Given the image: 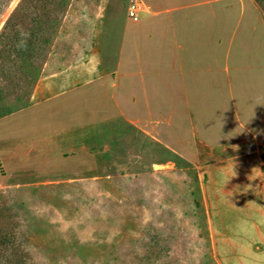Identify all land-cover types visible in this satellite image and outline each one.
<instances>
[{"label": "rangeland", "instance_id": "rangeland-1", "mask_svg": "<svg viewBox=\"0 0 264 264\" xmlns=\"http://www.w3.org/2000/svg\"><path fill=\"white\" fill-rule=\"evenodd\" d=\"M127 3L10 0L0 13L1 33L15 12L14 25L0 37V264L4 256L8 264H245L251 259L235 257L230 246L239 233L251 231V225L239 223L264 219L263 204L252 208L259 199L249 197L250 208L221 201L219 208L207 209V175L126 123L114 118L88 125L68 119V113L58 123L41 118L38 107L25 110L40 77L90 49L101 16L106 30L129 21ZM258 4L263 10L264 2ZM246 17L233 36L229 59L239 64L235 96L248 106L244 94L252 96V104L264 103V27L246 28ZM220 89L221 94L228 90ZM45 128L56 134L55 151L46 152L38 136ZM72 139L77 144L70 146ZM71 147L82 153L77 165L69 161L76 153ZM261 153L264 177V139ZM257 245L256 251L262 249Z\"/></svg>", "mask_w": 264, "mask_h": 264}, {"label": "crops", "instance_id": "crops-1", "mask_svg": "<svg viewBox=\"0 0 264 264\" xmlns=\"http://www.w3.org/2000/svg\"><path fill=\"white\" fill-rule=\"evenodd\" d=\"M236 1L147 0L138 21L128 18L107 30L101 16L90 49L40 77L25 110L38 107L41 118L58 123L67 113L68 119L88 125L115 118L206 174L207 209L219 208L221 201L250 208L249 197L259 199L252 208L264 205V103L257 99L252 104L250 94H244L248 106L237 99L233 86L241 79L239 64L229 59L242 15H247L246 28L264 27V11L256 0ZM222 85L228 89L224 94ZM216 129L221 130L218 137ZM45 130L38 135L46 142L45 151H55L56 134ZM76 144L72 139L70 146ZM70 149L76 153L69 161L77 165L82 153ZM239 224L252 228L239 233L231 253L251 256L245 264H264V219ZM258 242L262 249L256 251Z\"/></svg>", "mask_w": 264, "mask_h": 264}, {"label": "built area", "instance_id": "built-area-1", "mask_svg": "<svg viewBox=\"0 0 264 264\" xmlns=\"http://www.w3.org/2000/svg\"><path fill=\"white\" fill-rule=\"evenodd\" d=\"M145 8L144 3L142 0H128L127 3V17L133 21L136 22L140 19V13Z\"/></svg>", "mask_w": 264, "mask_h": 264}, {"label": "trees", "instance_id": "trees-1", "mask_svg": "<svg viewBox=\"0 0 264 264\" xmlns=\"http://www.w3.org/2000/svg\"><path fill=\"white\" fill-rule=\"evenodd\" d=\"M10 0H0V13L2 12V10L4 9V7L8 4ZM257 2L260 1V0H256ZM264 2V0H262ZM19 10V9H18ZM263 11H264V7H263ZM17 12V11H16ZM15 15V12L14 14H12V18L13 16ZM11 17L5 22V24L3 25V28H2V31L0 33V37L3 36L6 31L9 29L10 26L14 25V22H13V19ZM12 239V238H11ZM0 259H2L0 257ZM5 259V263L4 264H8V262L10 261V258L9 257H6L4 256Z\"/></svg>", "mask_w": 264, "mask_h": 264}, {"label": "clouds", "instance_id": "clouds-1", "mask_svg": "<svg viewBox=\"0 0 264 264\" xmlns=\"http://www.w3.org/2000/svg\"><path fill=\"white\" fill-rule=\"evenodd\" d=\"M228 181V180H227Z\"/></svg>", "mask_w": 264, "mask_h": 264}]
</instances>
